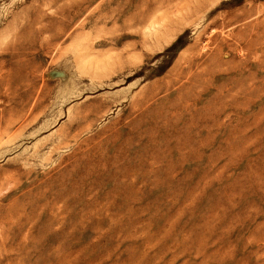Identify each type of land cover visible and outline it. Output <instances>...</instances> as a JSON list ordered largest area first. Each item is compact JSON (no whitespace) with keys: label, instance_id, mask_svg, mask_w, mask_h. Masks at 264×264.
<instances>
[{"label":"rangeland","instance_id":"1","mask_svg":"<svg viewBox=\"0 0 264 264\" xmlns=\"http://www.w3.org/2000/svg\"><path fill=\"white\" fill-rule=\"evenodd\" d=\"M0 264H264V0H0Z\"/></svg>","mask_w":264,"mask_h":264}]
</instances>
